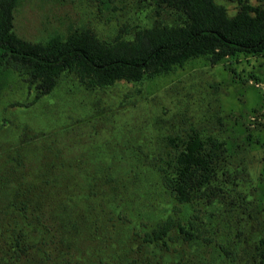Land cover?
<instances>
[{
	"label": "rangeland",
	"instance_id": "1",
	"mask_svg": "<svg viewBox=\"0 0 264 264\" xmlns=\"http://www.w3.org/2000/svg\"><path fill=\"white\" fill-rule=\"evenodd\" d=\"M248 1L264 6V0ZM215 2L230 16L238 11L237 0ZM156 8L155 0H19L12 29L29 43L59 31L80 40L92 37L107 46L120 40L130 45L138 29L170 20ZM9 66L10 74L0 85V122L7 121L0 130V190H17L13 198L19 208L25 206L21 200L29 199V179L51 176L52 170L43 168L46 161L65 176L67 162L76 159L89 166L79 174L73 163L70 171L76 179L73 192L85 193L78 200L81 209L108 217L115 214L109 201L113 197L114 204L129 206L128 216L141 209L142 214L170 213L184 225L192 224L195 238L176 243L168 264H256V246L264 237V49L238 51L216 61L209 53L191 56L166 71L145 73L139 80L119 78L105 86L66 71L49 94L32 103L36 81L20 62L11 59ZM195 131L203 138H216L220 146L212 155L209 181L191 186V198L181 202L164 188L160 168L166 161L176 162L180 142ZM205 146L207 151L212 142ZM117 155L121 160L135 158L138 165L122 174L126 188L113 189L106 175L109 161ZM93 169L100 174L95 181ZM131 169L138 171V178L128 181ZM51 193L49 189L40 198L36 193L28 202L41 220L46 198L56 196ZM125 231L132 233L130 227ZM126 240L127 250L82 240L77 253L85 258L83 264H101L100 257L107 264L132 258L138 264H156L158 254H148L140 238L133 240L135 246ZM115 252L122 257H115Z\"/></svg>",
	"mask_w": 264,
	"mask_h": 264
},
{
	"label": "trees",
	"instance_id": "2",
	"mask_svg": "<svg viewBox=\"0 0 264 264\" xmlns=\"http://www.w3.org/2000/svg\"><path fill=\"white\" fill-rule=\"evenodd\" d=\"M18 2L0 1V8L3 9L0 12V85L10 74L11 59L20 62L25 72L30 73L32 80L36 81L37 91L31 103L49 94L58 78L66 71L79 72L81 81H85L86 75L92 78L89 79L92 83L94 79L105 86L119 78L139 80L145 73L153 75L166 71L191 56L209 53L211 61H216L223 55L238 51L257 53L264 49V6L252 4L248 0H237L238 11L232 16L227 14L224 5L215 0H155L156 11L164 10L170 20L155 25V28L138 29L135 32V43L126 45L120 40L110 46L92 37L86 36L80 40L72 36L71 32L64 35L59 31H53L43 40L29 43L12 29L13 11ZM6 123L4 120L0 122V130ZM201 135L195 131L188 139H182L180 145L183 147L176 162L166 161V166L160 168L163 171L161 178L164 188L181 202L191 198V186L209 181L213 174L214 168L210 163L215 147L220 144L214 137L203 138ZM207 141L212 142V146L206 151ZM119 156L108 163L106 180L112 182L113 189L118 185L126 188L122 174L131 165H138L133 162L135 158L121 160ZM77 162L76 159L67 162L64 171L67 176H63L55 171L54 163L48 164L46 161L43 168L46 171L48 169L47 172H51V169V176L29 179L25 193L29 199L21 200L25 205L23 208H19L21 205L13 198L14 194L19 195L17 190H0V264H68L69 260L83 264L85 258L77 253L82 240L92 244L95 242L99 247L118 246V249L127 250L128 246L123 245L124 240H131L130 244L134 245L133 240L137 238H140V245L148 254H158L154 258L156 264H168L176 243L195 238L192 224L184 225L170 213L164 216L160 214L159 217V213L153 211L142 214L141 209L131 212L133 218L126 213L129 206L114 204L113 197L109 201L114 207L112 213L115 214L108 217L94 210L81 209L78 200L85 193L73 192L76 190V179L70 171L73 163L79 166V174L89 166L86 162ZM22 163L25 165L27 161L23 160ZM172 167L171 171L175 174L170 172ZM200 169L201 172L196 173ZM131 171L132 178L128 181L138 178V171ZM91 173L93 181L100 177L98 169L96 173L94 169ZM49 189L56 196L52 198L49 195L46 198L45 205L48 202L41 212V220L37 213L30 211L28 202L36 193L39 198L48 195ZM120 200L127 201L123 196ZM140 215L144 216V220L139 218ZM101 217L104 219L99 221ZM129 227L132 229L131 234L125 231ZM101 240L104 241L101 243ZM256 247V264H264V237L259 239ZM114 256L122 257L119 252H115ZM137 260L132 258L124 264H138ZM98 261L101 264L108 263L101 257ZM152 263V260L148 261V264Z\"/></svg>",
	"mask_w": 264,
	"mask_h": 264
}]
</instances>
